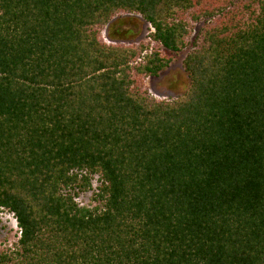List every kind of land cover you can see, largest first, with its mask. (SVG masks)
Wrapping results in <instances>:
<instances>
[{
	"label": "trees",
	"instance_id": "obj_1",
	"mask_svg": "<svg viewBox=\"0 0 264 264\" xmlns=\"http://www.w3.org/2000/svg\"><path fill=\"white\" fill-rule=\"evenodd\" d=\"M0 208V264H264V0H0Z\"/></svg>",
	"mask_w": 264,
	"mask_h": 264
},
{
	"label": "rangeland",
	"instance_id": "obj_2",
	"mask_svg": "<svg viewBox=\"0 0 264 264\" xmlns=\"http://www.w3.org/2000/svg\"><path fill=\"white\" fill-rule=\"evenodd\" d=\"M118 18L126 22L124 28H122L123 32L121 34H115L112 27L106 26L102 31L106 41L128 44L150 42L149 34L151 32V26L149 23L139 17H134L129 14H121L120 16L114 17L113 22L115 23V20ZM119 23H121V21H119ZM202 23L203 21L193 23V31L189 38V45L185 49L178 53L164 49L163 52L173 58L168 68L163 70L157 77L148 76L144 78V84L153 96L159 99H174L184 95L188 91L190 78L183 67V59L193 47L191 42L197 35ZM97 178L98 176L95 175L92 179L93 189L99 184ZM77 200L81 206H87L89 208L100 206L99 201L92 199V194L90 195V192L79 196ZM19 235L20 232L14 215L6 209L0 208V249L4 251L13 249L17 244Z\"/></svg>",
	"mask_w": 264,
	"mask_h": 264
},
{
	"label": "built area",
	"instance_id": "obj_3",
	"mask_svg": "<svg viewBox=\"0 0 264 264\" xmlns=\"http://www.w3.org/2000/svg\"><path fill=\"white\" fill-rule=\"evenodd\" d=\"M93 185V184H92ZM98 185V184H97ZM96 185V186H97ZM95 189H93V191H94ZM90 192V195L93 193L92 192V189L91 190H87V191H85V192H81L80 194H79V196H81V195H83V194H87V193H89ZM92 192V193H91ZM79 196L78 197H76L75 199H76V201L78 202V198H79ZM79 203V202H78ZM19 232H20V230H19Z\"/></svg>",
	"mask_w": 264,
	"mask_h": 264
},
{
	"label": "clouds",
	"instance_id": "obj_4",
	"mask_svg": "<svg viewBox=\"0 0 264 264\" xmlns=\"http://www.w3.org/2000/svg\"><path fill=\"white\" fill-rule=\"evenodd\" d=\"M19 228V227H18Z\"/></svg>",
	"mask_w": 264,
	"mask_h": 264
}]
</instances>
